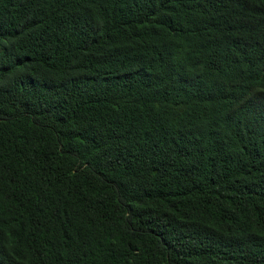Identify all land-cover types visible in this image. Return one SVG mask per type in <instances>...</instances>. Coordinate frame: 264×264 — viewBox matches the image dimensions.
<instances>
[{
  "label": "trees",
  "instance_id": "1",
  "mask_svg": "<svg viewBox=\"0 0 264 264\" xmlns=\"http://www.w3.org/2000/svg\"><path fill=\"white\" fill-rule=\"evenodd\" d=\"M0 264H264V0H0Z\"/></svg>",
  "mask_w": 264,
  "mask_h": 264
}]
</instances>
